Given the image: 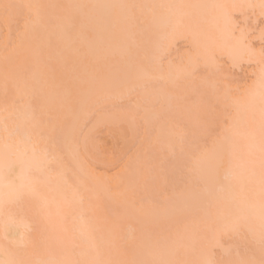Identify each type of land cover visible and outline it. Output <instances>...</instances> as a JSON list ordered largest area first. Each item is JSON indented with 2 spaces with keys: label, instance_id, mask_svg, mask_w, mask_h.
<instances>
[{
  "label": "rangeland",
  "instance_id": "374dc122",
  "mask_svg": "<svg viewBox=\"0 0 264 264\" xmlns=\"http://www.w3.org/2000/svg\"><path fill=\"white\" fill-rule=\"evenodd\" d=\"M3 1L0 0V114L2 112H6V113H3V115L7 116L8 118L11 117L14 119H16L18 116L19 117L22 116L21 113L24 114L25 118L31 119L32 122H34V126L36 127L38 125L42 126L41 129H38V128L35 129L36 131L35 135L37 137L38 135L43 137V135L41 134L49 133L50 130H47L48 128L46 126H50L51 127L50 129H52L51 130L52 137L50 138V141L55 144V148H56V143L58 141V138L60 137L61 128L64 126H71V133H70V136H68V144L71 145V147H64L62 151L57 150V152L62 153L61 154L62 155L61 159L63 160L62 162L66 164V167L68 168V171H69V175L67 178V180L69 179L68 186L72 188L73 190L78 191L79 194L81 192L83 194L86 193V196H84L85 198L82 197L83 199L79 200L78 198H76L77 200L73 199L72 201V198H70L71 194H69V198L67 200L72 201L71 203L72 205H73V202L76 200L74 203L75 205L73 206L75 207V209L72 208L75 210V211H72V213H74L73 214L74 218L71 217L72 220L69 218L70 221H72L73 224L77 226L78 224L84 223L82 222V220L85 221V224L86 223L88 224V222L92 223L94 220H96L97 222L98 219L100 218L102 220V227L99 229V231L93 234L94 237L93 236L91 237L93 242L97 243L98 241L97 245H99V243L102 242L99 234L102 233L103 231H106L111 226V223L115 222V225H116V222H117L122 227V229H120L121 231L119 232L118 237H117V233H115L116 234L115 238L116 240L118 238L119 242L117 243L115 241L117 244H114L113 246L111 245L109 246V243H108V248L109 249L111 248V250L108 251V249L106 248L105 250L107 251V253L103 254L104 256L95 257L93 255L91 262L90 260H89L90 263L88 261L86 262H88L89 264H92L93 261L110 262V264H128V263L154 264L155 262V261L153 262V258H154L156 262L164 261L166 262V264H177L178 261L176 262V259L178 257L175 258V256L176 255L179 256V250L183 252V250L180 249V247L182 246L183 248V245H184V247L187 246L186 247L187 249L185 248V251L183 253L186 254L188 258L189 257L199 258L200 261H198L197 258H194V260L198 262H201L203 260H208V261H213V262L223 260L225 264H227V261H229L230 259L241 258V259L251 261L252 264H264V250L261 249L257 241H253L250 237L245 238L244 236L237 235L235 233L229 234V236L226 235L227 237H224L222 236L221 233H219L214 239L209 240V239L203 238L204 236L201 235L202 236L201 238L203 240L202 241L198 240L200 243L193 245V243L196 241L195 238L197 236H200V234L197 232L196 229H194L193 227H190V225H192L195 222L194 220L192 221V218L196 217L195 204L197 200L195 199H193V201L189 200L190 202L184 201L186 204L185 205L182 204L179 207L180 192H182L183 190L186 191V189H189L191 196L195 198L198 195L197 191L200 187H203L204 189L205 188L204 186L208 187L209 185L213 184L216 179L215 177L211 175L203 176L198 172H195L194 174L193 171L195 170L191 168L189 169L191 165L187 163V160L189 158L188 153L194 150V145L192 143L193 140L196 139L197 137L206 135L207 129L209 127H215V120L212 115L213 105L218 102L216 98V91L214 88L215 82L217 80L222 79L221 83L219 84V88L224 92H228L229 90L234 92L238 86L240 88L251 87L254 83V79H255L254 72H256L257 70L256 65L259 60V50L262 46H264V44H262L260 40V36H261L260 29L264 27V19L260 17V13L258 14V12L260 11L258 7L255 8L259 10L257 12L255 9L247 7V5H258L257 1L260 3V0H246L247 3L246 1L243 2L241 0L240 1L230 0L232 2H228L229 4L242 5L243 7H236L234 8L235 10L231 8V11L233 10L232 13L230 12V8H228L227 10L224 9L226 10L227 13L230 12V14H228L229 16H226L224 14L226 18L222 16L223 14L221 13H224V11L220 7L219 8L223 12L219 13L217 12V10H215V12L219 14V17L218 15L211 13L214 9H216L213 6L215 4H218L216 2L217 0L216 1L215 0H204V1L196 0L198 4L201 3L200 5L208 6L202 10L205 20L209 22L207 23V25L204 26L205 34L201 37L198 48H194V47H191L188 43V41L190 40V37H189V40L186 41L184 40L186 38V36L184 35L185 38L182 40V38L180 37L185 33L184 32L178 33L176 41L170 42L169 47H170L171 53H170V56L168 57V60L174 62L176 65H180L182 61L186 63L189 56H192L195 58L197 57V54H198L199 55L198 62L195 63L193 67H191L183 76H181L177 80H174V82L172 81L171 83L170 82L166 83L167 81L166 79H161L159 77V73H155L151 81L147 82V87L142 86L145 83V81L143 80L142 72L139 71V69L143 66L140 63V61L144 58L146 49L148 50L149 54H151V52L154 50L155 43L158 40V29L151 23L152 18H153L151 9H154V8H151L150 10H148L147 7L150 5L149 0H140L141 5H140V2L136 3L140 5V7L136 5V8L139 12L137 13L136 10L134 11L132 9L134 12H136V17L138 18L136 22L139 23L138 25L139 33L136 37H139L141 39L139 40L138 38V41L140 42L138 41L135 42V39L133 40L134 41L133 47L136 50V52L133 55L131 54L132 57L129 55L131 57V61L127 64V67L123 66L122 63L118 61L121 53L117 51V48H114V50L112 51V53L114 52V55H116L112 59L113 62L112 60L109 61L105 59L104 57L100 56L101 58L100 60H98V63H97L98 67L96 66L97 68L94 70V73H92V75L90 74L91 76L89 80L86 81L87 87H85L86 84H84V87L86 88V90L81 91V92L82 93L86 92L89 88L96 86L100 81H104L108 84V87H106V89L102 93L100 97V102L102 101V99L103 100L107 99V101L105 100L102 101L101 104L97 105L96 108L93 109L94 119L88 125V127L83 128V129L80 128V120L77 114L79 113L80 116H83L85 112L89 111V108L87 106H84L78 103V101L76 102L78 105H76L73 108V102L75 98L74 93H76L75 87H77L76 86V82H77L76 73L78 71V67L77 68L75 67L76 69L73 67H72L73 68L72 70L70 69L71 62L68 61L67 51L61 50L62 46H59L56 40H55L56 41L55 43L57 45H53L55 43L53 42V44H51L52 42L49 41V44L51 46L50 47L51 52H54L52 56H48V53L51 54L49 49H48L47 55L45 54L46 49H44L43 55H40L39 54L40 52L34 53L33 52L34 47L33 49L30 48V50L27 51L25 49L24 44H26L27 42H34V41L36 42L35 44L37 45L39 49L37 51H40L42 45L44 46V42H45L44 40H46V37L41 35L42 37H33L32 39H30V41H28V38L22 35L25 29L23 27V24L21 23L20 27L18 28L14 22H12L9 18H6L3 7H2V5L5 3H17V4H26V3L23 1L21 2L20 0H3ZM43 1L45 2V0ZM74 1L73 0H67V1L66 0L65 1L56 0L58 4L60 5L62 4L63 6L73 4ZM157 1L161 5L160 9L161 8L163 9V13H161L162 15H160L162 16V20L166 19L169 13L175 12V11L170 12L169 10L170 8L168 6L170 3H173L177 0H157ZM213 1L216 3L214 4ZM115 2H117V0ZM131 2L133 4V1ZM218 2H221V1L218 0ZM42 3L43 2H41L40 4ZM52 3H55V2H52ZM113 4H114V0H113ZM224 4H226V1L224 2ZM224 4H221V5H224ZM102 5H103V8L107 7L108 6L107 1L102 0ZM130 5L131 4H129V6ZM173 5H178V3L176 2V4H173ZM99 6H101V4L100 5L98 4V7ZM118 8L116 5L111 6V8H109V12L108 10L105 11V9L104 10L102 9L103 10L102 11L100 8H98L97 10L95 8L94 11L96 12L94 14V18L92 22H96L98 19H104L105 14L103 15V12L105 11L107 16L109 14V17H108L109 19L107 21L110 20V22L112 23L111 28L113 27L116 28L117 26L115 27L116 24L114 25V20L110 18L112 17L117 18L118 13L120 17V12L118 11ZM48 9L49 10H46L45 12H43L44 14L42 13L43 15H45V18L49 17L50 13L52 12L51 8L48 7ZM155 9H156V6H155ZM26 11H25V14H26ZM91 11L93 13V10ZM88 12H87V9L85 8L83 9L82 11L83 14L79 15L80 16L79 18L81 19L77 17L80 21H78L77 24H75L76 27L78 28L83 27L86 30L85 26L83 25L91 21L90 20L91 17L89 16ZM130 12L132 13L131 10ZM57 13L63 16V14H65L66 12H62V10L59 8V10H57ZM154 15L156 16V13ZM208 15L209 17H207ZM213 15H215V17ZM127 16L130 18L132 17L130 15H127ZM128 17L127 18L124 17L127 20V22L129 20ZM227 17L229 18L227 19ZM213 18L217 19L216 21L218 25L215 24L216 21ZM125 19H123L124 22H125ZM229 19H230V22L232 23V24L230 23L232 29H229L231 27H230V24L227 23V20ZM130 22L131 21H129V23ZM132 24H130V26ZM130 26H128L129 27L128 30L132 29V27L133 28L135 27L133 25L130 28ZM98 28L99 27H97V29ZM111 28L109 29L111 30ZM225 28L229 29L227 30L228 33L233 34L232 35L233 39H238L241 36L245 38L243 46L237 48L236 51L234 50L233 53H231L226 48V51L228 50L231 56L236 55V53L238 52L237 55L234 56V59H233V56L231 57L229 55L233 60L228 56V54L227 56L229 57V59L226 56H224L226 52L223 53L224 55H221L217 52L212 53L210 47H214L217 44L216 45L212 44V41L211 43L208 42L209 39L214 40L213 37H216V39L218 38L217 40H220V41L219 42L215 41V42L219 44L218 46L220 49V47H222L223 45V41H222V38L220 37V34L225 33L226 31ZM84 29L81 28V31L82 30L84 31ZM128 30L127 32L129 33ZM132 31L133 29L131 30V32ZM105 32H108V31H105ZM122 32L124 33L123 30ZM133 33L136 34L135 32ZM143 33H145V36L146 34L149 33V36H147L146 38L144 37L143 39V37L140 36ZM105 34L107 35V33ZM125 36H127V34ZM22 37H23V40H21ZM77 37L78 35L76 33V38ZM129 37H127V39H130ZM58 39H61V38H59L58 36ZM87 39L89 38L87 37ZM98 39L100 42L102 41L100 37ZM132 39H130V41H132ZM50 40H54V37L50 38ZM118 40L120 41V39ZM111 41L112 43L113 42L115 43L114 40H111ZM137 43H139L140 45H138ZM79 44H81L80 40H79ZM23 45H24L23 48L26 51H23V48H22ZM249 45L251 46V50L248 49ZM98 46L100 47V50H102L103 52L105 51V49L103 48L101 44ZM116 47L119 48V45H117ZM125 47L124 48L126 49V52H127L128 50L127 47L129 48V46L127 45ZM85 48L87 47L85 46ZM124 48L123 50H121L122 53H125ZM58 50H61V52L62 51L64 52L62 53V55L64 54L66 58L65 60L68 62H64V61H63L64 63L61 62L60 56H59L60 52H58ZM83 50H84V47H83ZM242 50H245V51L242 52ZM70 53L71 54L69 55V59L71 58L70 56L72 55V52ZM129 53H133V52H129ZM137 53H139L140 58L133 60L132 58L135 57ZM212 54L215 55L217 59L216 65L214 64L210 65L208 63V57L211 56ZM44 55H46V57ZM89 57L87 58L89 59ZM121 57H123V55ZM128 57H125V61H129L127 59ZM79 62L80 61L77 62V65ZM167 63L168 61L165 62V66H167ZM123 64L126 65L125 63ZM54 68L57 70V73L52 72ZM88 69L89 68H87V70ZM32 71L37 72V74L33 73ZM70 71H72L71 72V75H72L71 83L67 81H65V83L66 85H71L73 90L72 91L68 90V92L67 91L63 92V89L61 90L60 88H58V86L54 87V85H56V81L60 80V82L62 81L61 83L64 82V79H66V73H68V79H69ZM99 71H102V74H99ZM129 71L132 72V78L125 79V74ZM31 72H32L31 75H35L32 78L30 77ZM44 80H47V82ZM43 82L48 83L49 85L51 84L52 89L54 90L56 89V90L51 93L49 91L50 90L49 86L43 85L42 84ZM29 84H32V87H34V90H32L33 88L32 89L28 88ZM60 85L62 86V84ZM109 91H112V93H110V96H108ZM41 93L48 95L47 97L48 100L47 98L42 99L41 97H44V96L42 95L40 97ZM82 93L78 95L80 100H81ZM105 96L108 98H104ZM6 97H7V109H8L7 111H5ZM45 100H47L46 104L44 103ZM258 100H259V97H257L256 101L253 102L254 107L256 109L259 108V104H260V101ZM27 103L28 104L31 103L30 111H33V112H29ZM43 103L45 104V108L48 105H50L52 108L48 106L50 108L49 111H47V109L45 112L41 111L42 113L40 114L41 115L43 114L42 115L43 117L38 119L39 116L37 114H39L38 111L40 107L44 106L42 105ZM221 103H223V101H221ZM60 110L61 112H58ZM58 114H60V116H58ZM19 117L16 119V121L23 122L24 119L19 118ZM71 118L74 121H76L75 124L74 125L65 124V123H70ZM66 119H69V120L66 121ZM57 121L59 122L58 124H56ZM32 122L31 124L29 123L28 125L29 130L31 128L33 129ZM54 123L56 124V126L53 125ZM62 123H63V126H61ZM161 126H163L166 130L167 139L165 138L164 141L158 139L156 133H152L151 135H149L148 133V130L152 129L153 127L159 128ZM44 128H47V129H44ZM175 129H177V131H175V133L172 132ZM170 134H171V137L173 135L172 138L174 139L168 138ZM174 134H177L176 138L174 137ZM48 135L50 136V133ZM42 139L43 140L41 144L43 145V142L45 140L44 138ZM162 147L169 148L170 151L167 149L168 152H166V154L164 153V156L163 157L160 156L159 158V155H157V153L160 151ZM164 148L161 149L160 153L162 152ZM256 156L258 157V155ZM154 158H156V160ZM7 159L9 161V158ZM10 159H12V157H10ZM117 161H120L119 166H114ZM2 162L4 163V160ZM173 168H175V175L178 178H182V182H179L177 184H172L170 182L169 177L173 171ZM141 169H144L145 175L138 179L136 177ZM188 169L189 171L193 170L190 173L194 175V178L190 181V183H187L189 180L186 181L187 180L186 177L188 176L187 175ZM257 169L258 171L256 172L258 173V176H259L258 164L256 166V170ZM184 172H186L187 176L185 175ZM26 184L24 185L25 188H27ZM46 189H47V186L45 187L44 190ZM203 189L202 191L200 190L202 193L204 192ZM48 191H49V188H48ZM51 192L52 191H49L48 194L49 195L52 194ZM129 194L132 195V196L130 195L131 196L130 198H132L131 200L132 202H130V204L125 201L126 195H129ZM224 196H226V194ZM57 197L59 199V202H61V200H64V198L58 193H57ZM127 197L129 198V196ZM123 199H124V204L122 203ZM221 199H223V197H221ZM25 201L29 206L28 208H30L29 216L32 215V217H30L28 219L29 221L27 220L28 222L26 223H25L26 220H23L24 218L22 219L23 221L21 219H17L16 221L15 220L14 221L16 223L17 221L21 220L22 223L20 221H19L20 223L19 222L17 223L22 224V225L26 224L28 226L27 231H25L24 233L25 238L23 237V239L26 241V244L21 243L22 240L20 236H16L17 229L14 223L8 222V224L6 225L4 224L3 226L2 225L0 226L1 232L3 231L4 233V238H6L8 241H11L14 245H16L14 248H17V247L19 248V251H20L19 255L22 253L24 255L25 253L24 249H27L26 245L31 244V243L29 244L27 243L29 242V239L26 237L28 235H25V234L28 233L29 236L32 237L31 239L32 241L31 240L30 241L33 242L35 245H41L40 247H42V243H43L42 241L44 240L42 229L43 230L45 229L43 226V222L42 223L40 222L41 220L43 221V219H40V216L38 215L39 213L42 214L41 212L42 207L40 206L38 207L37 205L36 208L37 209L40 208L37 210L39 211V213L36 211L38 213L37 214L35 213V211H33V207L32 208L30 207V204L32 203H30V201H28L27 199H25ZM38 203H40V201H38ZM125 203H128V204H125ZM8 207H6L4 210H7ZM155 207L161 208L162 217L160 215L161 218H158L159 220L162 219L161 221L159 220L157 221L156 219L148 220V215H145L146 213L143 214L145 211L142 213V210H145L148 208V210L151 209V211H153L152 214L154 215L153 217H155L157 214V209ZM23 208L25 209L24 206ZM68 208L66 207L64 209L66 210ZM84 208H86V210ZM9 209L10 208H8V210ZM64 209L62 208L63 211H65ZM82 209H84V211ZM163 209H165L164 214L166 217L163 214ZM173 210L176 212L178 211V213L177 214L175 212L173 213L172 212ZM151 211H150V215H151ZM56 212L57 211L55 210V213ZM171 212L173 214H176V216L174 215L175 218L171 217L170 219L167 220L166 218H168L169 213L172 214ZM8 213H10V210ZM17 213L22 214L21 210H20V213L19 212ZM62 213L60 214L62 215ZM72 213L70 214V216H72ZM147 213L149 214L148 211ZM13 214L15 215L16 213H12V215ZM56 214L55 216L53 215L51 217L52 219L50 217H49L50 220L48 218H47L48 220L46 219L47 220L46 224L47 222L50 221V223L47 225H51L52 223L56 221V219L58 218L57 217L58 215L56 216ZM46 217H48V215H45V212H43V214L41 215V218H44L45 220ZM172 219H175L177 222L179 221L178 226L181 225L180 226L181 229L179 231H176V229L173 228L174 225L171 224L172 221H169ZM186 219H188L189 222ZM166 220L169 221L168 223L171 222L170 223L171 226L170 224L168 225ZM186 221L188 223H186ZM176 223L175 225L177 226ZM55 224L54 226L52 224L51 228L49 229L50 230L52 228L56 229L57 227ZM182 224H183V227H182ZM47 225L46 227H48ZM72 225L70 226L72 227ZM68 226L66 225V229ZM79 226L81 225H78V227ZM132 226H134L133 229L134 228L137 229L138 235H139V232H141V236H139V238L140 237L141 238L140 239L136 238L138 242L140 240L139 245H141L140 247L141 252L136 253L135 255L133 254L134 250L132 248L134 247L137 241H134L133 238L130 239L131 233L129 234V231H131L130 228L132 229ZM170 227L173 228L174 230H172ZM49 229L45 232L46 233L49 232L50 236L52 233L55 239L53 237H50V238H53L54 241L55 240L58 241L56 239V236H58L57 234L59 232V229L57 228L58 232H56L55 229L52 230L53 232L52 231L50 232ZM73 229L75 230L74 226H73ZM54 231H55V234L57 233L55 236H54ZM65 232L68 233L69 231L67 230ZM73 232L74 231L72 230V235L74 234ZM133 232L135 233L134 230ZM66 233H64V236H61V238L65 237ZM84 233L86 237L87 233L89 235L90 232L86 233V231H84ZM68 234H66L67 239L70 237ZM70 234H71V229H70ZM59 235H63V234L59 233ZM74 236H73V239L72 237L68 239L69 241L72 239L70 243L74 241V238H76ZM109 236L110 235H108V238L110 239V237L112 238L113 235L110 237ZM1 237H0V242H1L0 244H2ZM99 237H100V240H98ZM45 238L48 239V236ZM104 238H107V237H104ZM80 239L83 240V237H81ZM85 239L86 238H84V241H86ZM113 239L114 238H112V240ZM215 239L218 240V245L212 244V242ZM53 240L51 239L50 242H52ZM105 240L107 241V239ZM105 240L103 239V242ZM174 240H176L175 241L176 246L174 245V248L171 249L172 251L169 253L167 249L173 246ZM106 241L104 243L103 242L101 243L102 248L100 247V250H101L100 252H104V250L102 249H103V244L105 245ZM45 242L44 243L48 245V247L50 246L49 248H51L52 244H55L54 242L50 243L51 245L47 244L48 240L46 239H45ZM59 242H57V244L53 246H56L57 249L59 248L63 249L64 247L62 245H61L62 247H59V244H60ZM64 242L65 241H63V244L66 247L67 243H64ZM78 242L80 243L81 241H78ZM70 243H68L69 247L70 245H73L72 244L73 242L71 244ZM74 243H75L74 246L75 245L78 246V244H76L77 243L76 241ZM81 243L84 244L83 241ZM81 243L79 245H82ZM71 247L69 249L71 250V252L70 251L69 252L72 253L70 254L72 255V257L68 254L69 252H67L68 247L64 248L66 249V251L61 250L63 252H67V253H64L65 255L59 250L63 254L62 256L65 257L68 254L70 258L72 259L74 256L72 249H74V247H72V249ZM52 248L49 251L50 254L52 253L51 251ZM79 248L78 249L75 248L77 249L75 250V253L77 251L79 255L84 257L83 254L85 253L81 251V246ZM83 248H84L83 250H85V247ZM43 249L47 251L49 250L46 248H43ZM14 250H18V249H14ZM14 250L11 249L12 252ZM45 250L44 252L43 250H41L42 252L40 251L41 254L43 253L44 257L46 256L44 259L42 258V260H47L46 258L49 254V252H46ZM35 251L36 250L34 249L33 251L31 250V252L28 251V254L30 255L31 253H35L34 254L35 256L33 254L31 255L32 258L37 257L39 259L40 253L39 255L36 256V253L39 251L37 252ZM56 251H57L56 255H59L60 252L58 250ZM45 252L47 255H45ZM123 252H126V253L121 255V253ZM95 253L96 251L94 252V254ZM145 253H148L147 259L145 258L146 256ZM16 254L17 255L15 256V258L17 259L28 258L26 259L27 261L29 260V257L31 258V256L28 257V255L27 257L26 255L24 256L22 255L19 258L18 251ZM56 255L54 253V258L57 259V257H60L61 254L59 256H56ZM51 256H53V254ZM67 257L66 259L70 260V258L69 257L67 258ZM37 258H35V260ZM76 258L77 257L74 256L72 261L74 259L76 261ZM64 259L65 258L62 257V260ZM29 261H33V260L30 259ZM77 261H78V258H77ZM186 261H184V263ZM190 262L192 264L193 261H190ZM178 264L180 263L178 262Z\"/></svg>",
  "mask_w": 264,
  "mask_h": 264
},
{
  "label": "snow or ice",
  "instance_id": "6c2138e0",
  "mask_svg": "<svg viewBox=\"0 0 264 264\" xmlns=\"http://www.w3.org/2000/svg\"><path fill=\"white\" fill-rule=\"evenodd\" d=\"M6 18H9L19 28L21 23L25 29L29 27H42L46 31L59 34L61 37L71 40L68 34V27L62 15L49 16L45 18L42 9L45 7L57 8H82L84 5L51 6L41 4H17L5 3L2 5ZM135 7V6H130ZM176 11L166 19L160 20L153 15L151 21L158 29V40L154 50L149 54L145 50L144 58L140 61L143 65L139 71L143 74L147 87V82L151 81L155 73H159L161 79L174 81L183 76L195 63L197 57L189 56L187 62L176 65L169 61L170 42L176 41L177 34L181 32L191 33L188 43L198 48L201 37L205 34L204 26L209 23L205 20L202 10L208 6L200 4H178L170 5ZM213 7L228 8L243 7L242 5L227 4L214 5ZM249 8H259L260 17L264 19V0H260L258 5H247ZM27 10V14H25ZM260 40L264 44V27L260 29ZM222 47L227 48L231 53L243 46L245 38L243 36L233 39L231 34L222 33ZM187 40V38H186ZM179 42V41H177ZM249 50L251 46L249 45ZM139 53L133 60L139 59ZM168 61L167 66L165 62ZM210 65L217 64L215 55L208 57ZM255 81L251 87L240 88L235 91L224 92L219 88L221 80L214 84L217 103L213 105L212 115L215 120V127H209L207 134L193 140L194 150L188 153L187 163L191 168L198 171L203 176L215 177V182L209 185L199 196L195 204L196 219L190 225L203 235L206 239H214L221 232H232L237 235L251 238L257 241L264 250V46L259 50V60L256 65ZM132 72L125 74V79H131ZM108 84L100 81L96 86L89 88L81 95L80 104L87 106L89 111L83 116L77 114L80 120V128H86L94 119V111L100 104V97ZM259 97V108L254 107L255 99ZM223 101V103H221ZM7 97L6 107L7 111ZM67 132H71V126L61 128L60 137L56 143V149L62 151L64 147H71L68 144ZM149 135L157 134V138H166V130L163 126L153 127L148 130ZM258 149V157L256 150ZM25 155L27 152L25 151ZM31 161L34 169H28V178L31 181V190L34 195H40V185L46 184L53 191L60 194L65 200L71 194L72 199L79 196V192L70 188L62 173L56 166V158L49 156L45 151H37L35 145L31 148ZM117 161L114 166H119ZM259 167V177L256 183L255 199L249 200L241 194L247 191L248 185L253 182L256 176V166ZM13 165L7 157L0 166V182H5L7 186H14V182L8 179ZM223 170V175L221 172ZM34 173H38L34 174ZM222 177V179H220ZM172 184L182 182V178L175 175V168L169 177ZM224 181H229L225 184ZM229 192L230 199L227 203H222L219 193ZM82 226L80 234H84ZM0 251L5 255V259H0V264H69L67 261L60 260H37L25 261L17 259L16 253L9 248L2 247ZM238 256V254H237ZM79 264V262H75ZM92 264H110V262L93 261ZM154 264H166L164 261L154 262ZM200 264H225L221 261L203 260ZM227 264H252L251 261L235 258L227 261Z\"/></svg>",
  "mask_w": 264,
  "mask_h": 264
},
{
  "label": "bare ground",
  "instance_id": "6f19581e",
  "mask_svg": "<svg viewBox=\"0 0 264 264\" xmlns=\"http://www.w3.org/2000/svg\"><path fill=\"white\" fill-rule=\"evenodd\" d=\"M3 1V0H2ZM21 2L23 1V2H25L26 4H40L41 2H43L41 5H46V6H48V5H51V6H63L62 4L60 5V4H58L57 2H56V0L54 1V0H45V2L43 1V0H20ZM50 3H49V2ZM57 1H59V0H57ZM65 1V0H64ZM67 1V0H66ZM74 1V0H73ZM75 1H77V2H75ZM74 1V3L72 4V5H84L85 7H82V8H72L73 10H71V9H69V11H68V9L67 8H60L61 10H62V12H66L65 14H63V17H64V21H65V24H67V25H69V26H67L68 27V34L72 37V39L71 40H68V39H65V38H63V37H61L59 34H55V33H52V32H50V31H46L44 28H42V27H30V28H27V29H24V33H22V35H24V37L26 36L27 38H28V41H30V39H32L33 37H42V36H44V37H46V40H44L45 42H44V46L42 45V47H41V49H40V51H37V50H39L38 49V47H37V45L35 44L36 42L34 41V42H27L26 44H24L25 45V49L28 51V50H30V48H32L33 49V47H34V49H33V52L34 53H38V52H40L39 54L40 55H43V53H44V49H46V51H45V54L47 55V53H48V49L50 50V52H51V49H50V44H49V41H51L50 43L51 44H53V42L55 43L56 41H57V44H59V46H62V49L61 50H65V51H67V58H68V61H70L71 62V64H70V69L72 70L73 68H77L78 67V71H77V82L79 83H77L76 82V86L77 87H75V92L76 93H74V95H75V98H74V102H73V108L76 106V105H78L76 102L78 101V103H79V101H80V99H79V97H78V95H80V93H82L81 91H84V90H86V88L85 87H87V82L86 81H88L89 80V78H90V76L92 75V73H94V70L98 67V60H100V58L101 57H104L105 59H107V60H109V61H111L116 55H114V52L112 53V51L114 50V48H117V51L119 52V53H121V55L119 56V59H118V61L120 62V63H122V65L123 66H125V67H127V64L131 61V54L133 55V54H135V52H136V50L134 49V47H133V45H134V39H135V42H137L138 41V38L139 37H136L137 35H138V33H139V23H137L136 22V20L138 19L137 17H136V12L138 13L139 11L137 10V8H136V5L137 6H139L140 7V5H141V2H140V0H126V1H124V0H117V2H115L116 0H114V4H113V0L112 1H110V0H106L107 1V3H108V6L107 7H104L103 8V5H102V0H75ZM130 1V2H129ZM131 1H133V4H132V2ZM157 0H151V2H150V0H149V3H150V8H149V6L147 7L148 8V10H150L151 8H154L155 9V6H156V9L154 10V9H151V11H152V15H154L155 13H156V17H158L159 19H161L162 20V16H160V15H162L161 13H163V9L161 8L160 9V7H161V5H160V3H158V1L156 2ZM179 1V2H178ZM187 1V2H186ZM204 1V0H203ZM216 1V0H215ZM219 1H221V2H218V0L216 1L219 5H221V4H224V2L226 1V4H224V5H227V4H229L228 2H232V1H230V0H219ZM236 1H238V0H236ZM240 1V0H239ZM241 1H246V0H241ZM47 2H48V4H47ZM52 2H55V3H52ZM96 2V3H95ZM99 2V3H98ZM121 2H123V3H121ZM129 2V3H128ZM140 2V5H138V4H136V3H139ZM176 2L178 3V4H198V2L196 1V0H193V1H191V0H177V1H175V2H173V3H170L169 4V6L170 5H173V4H176ZM195 2V3H194ZM214 2V1H213ZM216 2H214V4L216 3ZM223 2V3H222ZM3 3H4V1H3ZM57 3V4H56ZM94 3H95V5H94ZM100 5L101 4V6H99L98 7V4ZM127 3V4H126ZM153 3H155V4H153ZM246 3H247V1H246ZM90 6H89V5ZM123 4H124V6H123ZM129 4H131L130 6H135L134 8L133 7H130L129 6ZM152 4V5H151ZM199 4H201V3H199ZM218 4H215V5H218ZM257 4H259V2L257 1ZM94 5V6H93ZM96 5H97V7H96ZM114 5H116L117 6V8H118V11L120 12V17H119V13H118V16H117V18L116 17H112V18H110V19H113L114 20V25H115V27L116 28H111L112 27V23L110 22V20L109 21H107L109 18V14H108V16L106 15V13H105V11H107L108 10V12H109V8H111V6H114ZM158 5V6H157ZM66 6V5H65ZM89 6V7H88ZM129 6V7H128ZM102 7V8H101ZM49 8H51V10H52V12L50 13V15L49 16H55V15H57L58 13H57V10H59V8H57V7H49ZM54 8V9H53ZM87 9V12H88V10H89V16L91 17L90 18V22H87V23H85L83 26H85V28H86V30L83 28V27H81L82 29H84V31L82 30L81 31V28H78V27H76L75 26V24H77V22L78 21H80L79 19H81V18H79L80 16L79 15H81V14H83L82 13V11H83V9ZM95 8H96V10L98 9V8H100L101 10L103 9H105V11L103 12V15H104V19H98L97 21H98V23H97V21L96 22H92V20H93V18H94V14H95V12L96 11H94L95 10ZM108 8V9H107ZM131 8V9H130ZM158 8V9H157ZM216 9H214L211 13H214V14H216V15H218V17H219V14L218 13H216L215 12V10H217V12H219V13H221V12H223L224 11V13H221V14H223L222 16L223 17H225L226 18V16H229L228 14H230V12L232 13L233 12V10H235L234 8H232L233 10L231 11V8H230V12L229 13H227L226 12V10H224L225 8H222V7H220L221 9H223V11H221V9L219 8V7H215ZM217 8H219V9H217ZM123 9V10H122ZM135 11L136 10V12H134L133 10ZM172 8H170L169 10H170V12L171 11H176V9H172ZM46 10H49L48 9V7H45L44 9H42V13L43 12H45ZM91 10H93V13H92V11ZM102 10V11H103ZM126 10H128V11H126ZM130 10L132 11V13L130 12ZM220 10V11H219ZM257 12L260 10H257V9H255ZM26 11V10H25ZM56 11V12H55ZM72 11V12H71ZM123 11V12H122ZM127 12V13H126ZM155 12V13H154ZM227 14H226V13ZM53 13V14H52ZM123 13V14H122ZM130 13V14H129ZM160 13V14H159ZM172 13H174V12H171V13H169L168 14V16L169 15H171ZM260 13V11L258 12V14ZM26 14H27V11H26ZM44 14V13H43ZM133 14V15H132ZM224 14L226 15V16H224ZM71 15V16H70ZM126 15V16H125ZM127 15H130V16H132L131 18L130 17H128ZM45 16V15H44ZM69 16V17H68ZM106 16V17H105ZM128 17V22H127V20L124 18V17ZM214 17H215V15H213ZM79 19H78V18ZM153 17V16H152ZM207 17H209V15L207 16ZM211 17V16H210ZM132 18H133V20H132ZM229 17H227V19H228ZM66 19V20H65ZM123 19H125V22H124V20ZM131 19V20H130ZM153 19V18H152ZM215 21L217 20V19H215V18H213ZM100 20V21H99ZM113 20H111V21H113ZM117 21V22H116ZM129 21H131L130 23H129ZM134 23H133V22ZM140 21H141V19H140ZM106 22V23H105ZM116 22V23H115ZM95 23V24H94ZM105 23V24H104ZM127 23V24H126ZM133 23V24H132ZM135 23H137V24H135ZM227 23L228 24H230L231 22H230V19L229 20H227ZM129 24V25H128ZM130 24H132L131 26H135L134 28L132 27V29H133V31L131 32V30L132 29H129L128 30V26H130ZM215 24H217V21H216V23ZM215 24H213V25H215ZM232 24V23H231ZM231 24H230V27H231ZM92 25V26H91ZM94 25V26H93ZM113 25V26H114ZM127 25V26H126ZM136 25H137V27H136ZM207 25V24H206ZM218 25V24H217ZM216 25V26H217ZM124 26V27H123ZM131 26H130V28H131ZM229 26V25H228ZM97 27H99L98 29H97ZM103 28V30H102V28ZM90 28V29H89ZM109 28H111V30L109 29ZM123 28V29H122ZM228 28V27H227ZM92 29V30H91ZM94 29V30H93ZM117 29V30H116ZM229 29H232V27L231 28H229ZM229 29H226L225 28V33H227V34H230V33H228L227 32V30H229ZM25 30H26V32H25ZM30 30V31H29ZM108 31V32H105V31ZM119 30V31H118ZM122 30L124 31V33L122 32ZM125 30H126V32H125ZM127 30L129 31V33L127 32ZM135 30V31H134ZM31 32V33H30ZM88 32V33H87ZM93 32V33H92ZM95 32V33H94ZM97 32V33H96ZM111 32V33H110ZM112 32H114V33H112ZM133 32H135L136 34H134ZM76 33H77V35H78V37L76 38ZM79 33V34H78ZM87 33V34H86ZM105 33H107V35L105 34ZM132 35H131V34ZM185 34H183L180 38H182V40L185 38V36H186V38L188 37V39L187 40H189V37H190V39H191V35H190V33L189 32H187V34H186V32H184ZM26 34V35H25ZM127 34V36H125V35ZM42 35V36H41ZM83 35V36H82ZM91 37H90V36ZM93 35V36H92ZM104 35H106V36H104ZM185 35V36H184ZM188 35V36H187ZM231 35H233L232 33H231ZM58 36H59V38H61V39H58ZM99 38L100 37V39L102 40L101 42L99 41V39L97 38V37ZM116 36V37H115ZM117 36H118V38H117ZM130 36V37H129ZM133 36V37H132ZM141 37H143V39H144V37L146 38L147 36H149V33L148 34H146V36H145V33H143V34H141L140 35ZM184 36V37H183ZM222 36V34H220V37ZM52 37H54V40H50V38H52ZM56 37V38H55ZM87 37L89 38V39H87ZM123 37V38H122ZM127 37H129L130 39H132V41H130V39H127ZM132 37V38H131ZM136 37V38H135ZM81 38H82V40H81ZM95 39V41H94V39ZM117 38V39H116ZM186 38L184 39V40H186ZM25 39V38H24ZM98 39V40H97ZM118 39H120V41L118 40ZM137 39V40H136ZM213 39L214 40H212V39H209V41L208 42H210L211 43V41H212V44H217L216 46H214V47H210L211 48V52L212 53H219V54H221V55H224L223 53H225V55L224 56H226L228 59H229V57L231 56V54H229L230 52L228 51H226V48H222V47H220V49H219V44L218 43H216L215 41H220V40H217L216 39V37H213ZM216 39V40H215ZM21 40H23V37L21 38ZM56 40V41H55ZM78 41V43H77V41ZM79 40L81 41V44H79ZM93 40V41H92ZM108 40H109V42H108ZM111 40H114L115 41V43L113 42L112 43V41ZM139 40H141L140 38H139ZM186 40V41H187ZM84 41V42H83ZM88 43H87V42ZM190 41V40H189ZM61 42V43H60ZM83 42V43H82ZM86 42V43H85ZM100 42V43H99ZM120 42V43H119ZM125 42V43H124ZM127 42H129V43H127ZM138 42H140V41H138ZM213 42H215V43H213ZM33 43V44H32ZM64 43V44H63ZM110 43H112V44H110ZM133 43V44H132ZM28 44V45H27ZM56 43L55 44H53V45H57ZM102 45L103 46V48L105 49V51L103 52L102 50H100V47L98 46V45ZM109 44V45H108ZM121 44V45H120ZM129 46V48L127 47V49L129 50H127V52L129 53V52H133V53H127L126 52V47L125 46H127V45ZM131 46H130V45ZM136 44V43H135ZM138 45H140L139 43H137ZM24 45L22 46V48L24 47ZM80 45H81V47H80ZM84 45V46H83ZM107 45V46H106ZM117 45H119V48H120V50H119V48L118 47H116ZM125 45V46H124ZM190 45V44H189ZM85 46L87 47V48H85ZM108 46H110V47H108ZM191 46V45H190ZM218 46V47H217ZM27 47V48H26ZM83 47H84V50H83ZM106 47V48H105ZM125 47V48H124ZM132 47V48H131ZM192 47V46H191ZM37 48V49H36ZM81 48V49H80ZM99 48V49H98ZM122 48V49H121ZM123 48L125 49V53H122L121 52V50H123ZM24 48H23V51H26ZM43 49V50H42ZM112 49V50H111ZM61 50H58V52H60L59 53V56H60V60H61V62L62 63H64V62H68V61H66L65 59V56H64V54L62 55V53H64L63 51L61 52ZM81 50H83V51H81ZM131 50V51H130ZM135 50V51H134ZM98 51V52H97ZM111 51V52H110ZM235 51H236V49H235ZM245 50H242V52H244ZM70 52H72V55H73V57H72V55L70 56L71 58L69 59V55L71 54ZM85 54H84V53ZM54 52H51V54H49L48 53V56H52V54H53ZM104 53H105V55H104ZM108 55H107V54ZM111 53H112V55H111ZM238 53V52H237ZM237 53H236V55H237ZM61 54V55H60ZM83 54V55H82ZM126 54V55H125ZM227 54H228V56H227ZM46 55H44L45 57H46ZM89 55H90V57H89ZM102 55H104V56H102ZM123 55V57H121ZM129 57H128V56ZM236 55H234V56H236ZM101 56V57H100ZM233 56V55H232ZM231 56V57H232ZM234 56H233V59H234ZM87 57H89V59L87 58ZM125 57H128L127 59L129 60V61H125ZM230 57V58H231ZM93 58V59H92ZM120 58H121V60H120ZM123 58V59H122ZM97 59V60H96ZM232 59V58H231ZM231 59H230V61H231ZM232 59V60H233ZM72 60H73V62H72ZM77 60V61H76ZM94 62H93V61ZM64 61V62H63ZM78 61H80L79 63H78V65H77V62ZM91 62H92V64H91ZM112 62H113V60H112ZM88 63V64H87ZM123 63H125L126 65H124ZM90 64V65H89ZM74 65V66H73ZM97 66V67H96ZM73 67V68H72ZM86 67V68H85ZM75 68V69H76ZM87 68H89L88 70H87ZM74 69V70H75ZM83 69V70H82ZM90 70V71H89ZM35 71V70H34ZM34 71H32L33 73H35V74H37V72H34ZM81 71V72H80ZM83 71H85V72H83ZM88 71V72H87ZM32 72L30 73V77L32 78V77H34L35 75H31L32 74ZM52 72L53 73H57V70L54 68L53 70H52ZM71 72L72 71H70L69 72V79H68V73H66V79H64V82L63 83H61L60 82V80L59 81H56V85H54V87L55 86H58V88H60L61 90L63 89V92L65 91H67L68 92V90L69 91H72L73 89H72V86L71 85H66V83H65V81H67V82H70L71 83ZM78 72H79V74H78ZM83 72V73H82ZM255 73V72H254ZM91 74V75H90ZM99 74H102V71H99ZM57 75V74H56ZM83 76V77H82ZM88 78V79H87ZM254 78H255V75H254ZM56 79V78H55ZM44 81H46L47 82V80H44ZM166 81V80H165ZM168 81V80H167ZM166 81V83H171L172 81H168L167 82ZM254 81H255V79H254ZM60 83V84H62V86L60 85V84H58V83ZM174 82V81H173ZM43 85H48L49 86V88H50V92L52 93L53 91H55L54 89H52V85L50 84H48V83H45V82H43L42 83ZM58 84V85H57ZM65 84V85H64ZM84 84H86L85 85V87H84ZM64 85V86H63ZM59 86H61V87H59ZM65 86H66V88H65ZM28 87V86H27ZM53 87V88H54ZM81 87V88H80ZM28 88H30V89H32V90H34V87H32V84H29V87ZM48 88V87H47ZM67 89V90H66ZM50 93V94H51ZM110 93H112V91H109V95L108 96H110ZM44 96V97H41V96ZM46 96V97H45ZM107 96V95H106ZM104 97V98H108V97ZM40 97L43 99V98H47L48 97V95H46V94H43V93H41L40 94ZM47 100H48V98H47ZM47 100H45V104H46V101ZM105 101H107V99H104ZM103 99H102V101H104ZM102 101L100 102V104L102 103ZM255 101H256V99H255ZM259 101V100H258ZM42 104V105H44V106H42V107H40V109H39V114H37L39 117H38V119H40V118H42L43 116V114L41 115L40 113H42V112H45L46 111V109H47V111H49L50 110V108H52L50 105H48V106H46V108H45V104ZM30 105H31V103H27V107H28V110H29V112H33V111H30ZM44 110V111H43ZM42 111V112H41ZM58 112H61V110L60 111H58ZM73 112V111H72ZM3 113H6V112H2L1 114H0V166H2L3 164V160L5 159V157H7V158H9V162L13 165V168H12V171L9 173V176H8V179L9 180H11V181H13L14 182V186H12V187H9V186H7V184L5 183V182H0V226L2 225H6V224H8V222H12V223H14L15 225H16V236H20L21 237V243H25L26 244V241L23 239V237L25 238V236H24V233H25V231H27V228H28V226L26 225V224H19L20 222L22 223V221L23 220H26L25 221V223L26 222H28L29 220V218L30 217H32V215H30L29 216V209L30 208H28L29 206H28V204L26 203V201H25V199H27L28 201H30V203H32V204H30V207L32 208L33 207V211H35V213H39V211H37L38 209H40V208H36L37 207V205H38V207L40 206V207H42L41 208V212H42V214H43V212H45V215H48V217H46L45 218V220H44V218H41V215L42 214H38L39 216H40V219H43V221L41 220L40 222L42 223L43 222V226H44V229L45 230H43L42 229V231H43V236H44V240L42 241L43 243H42V247H40L41 245H35L33 242H31L32 240V237H30L29 236V234L27 233V234H25V235H28V236H26L28 239H29V242H27L28 244L29 243H31V244H29V245H26L27 247V249H24L23 251L25 252V253H27V254H25L24 253V255H26V257H27V255H28V257L29 256H31L32 254L34 255L35 253H31L30 255L28 254V251H30L31 252V250L33 251V249L34 250H36L35 252H37V251H39V252H37L36 253V256L37 255H39V253H40V251L41 250H43V252H44V250L45 249H43V248H46V249H49L48 251L47 250H45L46 252H49L50 251V249L53 247L54 248V250H53V248H52V253L50 254V252H49V254H48V256H47V260H57L58 258V260H62V257L63 258H65L66 259V257L68 256L69 258H70V256L72 257V255H70V254H72V253H70L71 252V250H69L70 249V247L72 246V247H74V249H72V247H71V249H72V251H73V253H74V256H76L77 258H78V261H77V258H76V261L77 262H79V264H83V262H84V264H89L90 262H91V259L93 258V255L95 256V257H101V256H104L103 254H106L107 253V251L105 250L106 248L108 249V251L109 250H111V248L109 249L108 248V243H109V246L111 245V246H113L114 244H117L119 241H118V238H117V240H116V234L115 233H117V237H118V235H119V232L121 231L120 229H122V227L120 226V224H118L117 222H116V225H115V222H113V223H111V226L106 230V231H101L102 233H100L99 234V236L101 237V241L103 242V239L105 240V239H107V241H106V243H105V245L103 244V249L102 250H104V252H100L101 250H100V247L102 248V242H100L99 243V245H97L98 244V241H97V243H95V242H93L92 241V236L94 237V235L93 234H95V232H97V231H99V229L102 227V220L99 218L98 219V221L96 222V220H94L92 223H90V222H88V224L86 223L85 224V221H83L82 220V222H84V223H82V224H78V225H81V226H79L78 227V225L76 226L75 224H73V222L72 221H70V219L72 220V218L71 217H73L74 218V216H73V214L74 213H72V211H75L74 209H75V207H73L75 204V201L77 200H75L74 202H73V205L71 204L72 203V201H73V199H72V201H69V200H61V202H59V199H58V197H57V193L55 192V191H53L52 189H51V187L50 186H48V185H46V184H41L39 187H40V195L39 196H37V195H34L33 194V192H32V190H31V181H30V179L28 178V169L31 167V168H33L34 169V163L31 161V148L33 147V145H35L36 146V148H37V151L39 152V151H47L48 153H49V156H50V158L51 157H55L56 158V166H57V168L62 172V173H64V179L67 181V184H69V179L67 180V178H68V175H69V171H68V168L66 167V164H64L62 161V153H58L57 152V149L55 148V144L54 143H52L51 141H50V138L52 137L51 136V130L52 129H50L51 127L50 126H46L47 128H44V129H47V130H50L49 131V133H50V136L48 135L49 133H47V134H41V135H43V137L42 136H40V135H38V137L35 135L36 134V131H35V129H41L42 128V126H40V125H38L37 127L36 126H34V122H32V120L31 119H28V118H25V116H24V114H22L21 113V115L22 116H18L19 118H22V119H24V121L22 122V121H16V119L18 118H16V119H14V118H11V117H7V116H5V115H3ZM12 114V113H11ZM45 114V113H44ZM46 115V114H45ZM58 116H60V114H58ZM68 116V115H67ZM66 116V117H67ZM157 116V115H156ZM24 117V118H23ZM37 117V116H36ZM71 117V116H70ZM56 120V119H55ZM69 119H66V121H68ZM31 122L33 123V129L31 128L30 130L28 129V125H29V123L31 124ZM75 122L76 121H74L72 118L70 119V123H65V124H68V125H71V124H75ZM56 123V122H55ZM53 124L54 126H56V124H58L59 122L57 121V123L56 124ZM61 126H63V123L61 124ZM35 127V128H34ZM65 127V126H64ZM33 130H34V132H33ZM175 131H177V129H175V130H173L172 132H174L175 133ZM67 133H68V135H67ZM71 133V132H70ZM70 133L69 132H66V135L67 136H70ZM178 133V132H177ZM34 134V135H33ZM171 134H173V133H171ZM171 134L169 135V137L168 138H172L173 137V135H172V137H171ZM176 135L177 134H174V137L176 138ZM41 137V138H40ZM42 138H44V142H43V145L41 144L42 143ZM47 138H49V139H47ZM166 139H167V137H166ZM172 139H174V138H172ZM49 140V141H48ZM165 139H163V141H164ZM169 144V143H168ZM168 146V145H167ZM166 146V147H167ZM165 147V148H166ZM169 147V146H168ZM162 148H164V147H162ZM161 148V149H162ZM165 148L163 149V150H165ZM161 149H160V151H161ZM169 150V148H166V150ZM162 150V152L160 153V151L157 153V155H159V158H160V156L161 157H163L164 156V153L166 154V152H168V150L166 151H163ZM173 150V149H172ZM25 151L27 152V155H25ZM170 151V150H169ZM258 149L256 150V155H258ZM10 157H12V159H10ZM157 158V157H156ZM156 158H154L155 160H156ZM157 161H158V159H157ZM153 162H155V161H153ZM64 165V166H63ZM191 168V166L189 167V169ZM189 169H188V173H187V175H186V172H184L185 173V175L187 176H185L186 178H187V180L186 181H188L187 183H190V181L194 178V175L192 174V173H190V172H192L191 170L189 171ZM192 169V168H191ZM140 171H141V173H140ZM139 171V173L137 174V177L136 178H141V177H143L144 175H145V171H144V169H141ZM223 171V170H222ZM256 171H258V169L256 170ZM195 172H198V171H193V173L195 174ZM199 173V172H198ZM198 173H196V174H198ZM34 174H37L38 175V173H34ZM222 174H223V172L221 173V176H222ZM191 175V176H190ZM258 173L256 172V176H255V178H253V182L252 183H250L249 185H248V188H247V191H245L244 193H242L241 195L242 196H245V197H247L249 200H254L255 199V191H256V183H255V181L256 180H258ZM222 178V177H221ZM220 178V179H221ZM215 182V181H214ZM26 183H28V184H26ZM224 183L225 184H228L229 183V181H224ZM27 185V188H25V186L24 185ZM253 185V186H252ZM47 186V191H48V188H49V191H52L51 193L52 194H48L49 193V191L47 192L46 190H44L45 189V187ZM205 188L203 189V187H200L199 189H198V195L195 197V198H193L192 196H191V194H190V192H189V189H186V191H182V192H180V194H179V207H180V205H185L186 203L185 202H190V201H193V199H195V200H197L198 198H199V195H201L202 194V189L205 191L206 190V186H204ZM254 187V188H253ZM114 189V188H113ZM253 191H252V190ZM255 189V190H254ZM123 190V189H122ZM201 190V191H200ZM188 191V192H187ZM45 192V193H44ZM227 191H225V192H223V193H219L218 195L220 196V200H221V202L222 203H227L228 202V200L230 199V193L229 192H227ZM27 193H28V195H27ZM85 193V192H84ZM226 194V196H224L225 194ZM253 195H252V194ZM31 196H30V195ZM186 194V195H185ZM224 194V195H223ZM246 194V195H245ZM23 195V196H22ZM27 195V196H26ZM79 195H81V196H78L77 198L80 200V199H83L82 197H84V196H86V193L85 194H83L82 192L79 194ZM131 194H129V195H126V197H125V201L126 202H128L129 204H130V202H132L131 200H132V198H130L131 196H130ZM187 195H189V196H187ZM252 195V196H251ZM127 196H129V198L127 197ZM181 196V197H180ZM23 197V198H22ZM221 197H223V199H221ZM224 197H225V199H224ZM22 200H20V199ZM25 198V199H24ZM71 198V197H70ZM85 198V197H84ZM19 199V200H18ZM181 199H182V201H181ZM42 200V201H41ZM129 200V201H128ZM190 200V201H189ZM225 200V201H224ZM17 201V202H16ZM35 201H36V203H35ZM38 201H40V203H38ZM185 201V202H184ZM19 202H20V204H19ZM14 203V204H13ZM122 203L124 204V199H123V201H122ZM128 203H125V204H128ZM16 204H18V205H16ZM12 205V206H11ZM15 205H16V207H15ZM19 205H20V207H19ZM5 206V207H4ZM9 206V207H8ZM23 206L25 207V209L23 208ZM60 206V207H59ZM6 207H8V208H10L9 210H10V213H8L9 212V210H8V208H7V210H4ZM22 207V208H21ZM27 207V208H26ZM68 208V209H64V208ZM141 207H142V205H141ZM178 207V208H179ZM62 208L65 210V211H63L62 210ZM72 208H74V209H72ZM156 208V207H155ZM12 209H14V210H12ZM35 209V210H34ZM85 210H86V208H84ZM84 209H82L83 211H84ZM157 209V214H156V216L155 217H153L154 215L152 214L153 213V211H151V209H149L148 210V208L147 209H145V210H142V213L143 214H145V215H148V220H151V219H156L157 221L159 220L158 218H161L162 217V215H161V208H156ZM20 210H21V212H22V214H18L17 212H19L20 213ZM45 210V211H44ZM55 210L57 211L56 213H55ZM8 211V212H7ZM13 211V212H12ZM25 212V214H24V212ZM27 211V212H26ZM37 211V212H36ZM147 211L149 212V214L147 213ZM150 211H151V215H150ZM164 211H165V209H163V214H164ZM62 213V215L60 214V213ZM173 213L175 212L176 214L178 213V211L176 212V211H172ZM171 212V213H172ZM12 213H16L15 215L13 214L12 215ZM27 213V214H26ZM34 213V214H35ZM72 213V216H70V214ZM139 213H140V211H139ZM170 214L169 213V215H171V216H169L168 215V218H166L167 220L168 219H170L171 217L173 218H175V216H176V214ZM55 214H56V216L58 217H56L57 219H56V224H55V222L54 221H52V222H54V223H52L53 224V226H54V224L56 225V227L59 229V232H58V230H57V228L55 229V231L56 232H58V236H56V239L58 240V241H56V243H55V241L53 240V235H52V233H51V236H50V234H49V232H45V231H47L49 228H51V226H52V224L51 225H47V224H49L50 223V221L49 222H47V224H46V221L49 219L50 220V218L54 215L55 216ZM22 215V216H21ZM151 217H150V216ZM160 215H161V217H160ZM175 215V216H174ZM14 216V217H13ZM164 216H165V214H164ZM163 216V217H164ZM20 217V218H19ZM50 217V218H49ZM166 217V216H165ZM24 218V219H23ZM48 218V219H47ZM53 218H55V217H53ZM70 218V219H69ZM17 219H23L22 221L21 220H19V221H17V222H19V223H15V221L17 220ZM47 219V220H46ZM52 219V218H51ZM83 219H84V217H83ZM195 219H196V217L195 218H192V221L194 220L195 221ZM15 220V221H14ZM28 220V221H27ZM162 219H160L159 221H161ZM166 220V221H167ZM175 219H172V220H169V221H172V223L171 224H173L174 225V227H173V225H172V227L174 228V229H176V231H179L180 229H181V225H179L178 226V222L175 220ZM187 221H188V219H186ZM190 220V219H189ZM169 221H167V223L169 222ZM186 221V223H188ZM45 222V223H44ZM69 222V223H68ZM87 222V221H86ZM177 224V226L175 225V223ZM71 223V224H70ZM100 223V224H99ZM170 223H168V225L170 224ZM184 223V222H183ZM28 224V223H27ZM68 224H69V226H68ZM73 224V225H72ZM171 224H170V226H171ZM185 224V223H184ZM46 225L48 226V227H46ZM66 225L69 227H67V229H66ZM70 225H72V227L70 226ZM101 225V226H100ZM73 226L75 227V230L73 229ZM82 226H85L84 227V231H86V233L87 232H90L89 233V235H88V233H87V235H86V237H85V233L83 234V235H81V234H79L80 233V230L79 229H81L82 228ZM118 228H117V227ZM71 227V228H70ZM79 229H78V228ZM133 227L134 226H132V229L130 228V230L132 231H129V234L131 233V238L130 239H134V241H137L136 243H135V245H134V247H135V249H134V247L132 248L133 250H131V251H133L134 253V255L136 254V253H140L141 252V245H139V242H140V240H139V242H138V240L136 239V238H138V239H140L139 238V236H141V232H139V235H138V231H137V229H133ZM175 227H177V228H175ZM182 227H183V224H182ZM171 228V227H170ZM173 228H171L172 230H174ZM53 228L50 230L49 229V231L51 232L52 230H54ZM70 229H71V234H70ZM77 229V230H76ZM114 229V230H113ZM63 230H65V231H69L68 233H66L65 231H63ZM72 230L74 231L73 233V235H72ZM78 230H79V232H78ZM133 230L135 231V233L133 232ZM55 231H54V236L56 235L55 234ZM63 231V232H62ZM92 231H94V232H92ZM111 231V232H110ZM116 231V232H115ZM136 231H137V233H136ZM0 232H1V230H0ZM53 232V231H52ZM75 232H76V234H75ZM108 232V233H107ZM114 232V233H113ZM45 233V234H44ZM59 233H61V234H63V235H59ZM64 233H66V234H68L70 237L69 238H71L72 237V239H73V236L74 237H76V238H74V241H72L71 243L73 244V245H70L71 243H70V241L72 240H68L67 239V235L65 234V237H62L61 238V236H64ZM111 233V234H110ZM226 232H221V234H222V236H224V237H227V236H229V234H232V232H227L226 234H225ZM101 234H102V236H101ZM135 234V235H134ZM220 234V235H221ZM108 235H110V236H112V238H114L113 240H112V238L110 237V239L108 238ZM115 235V236H114ZM132 235H134V236H132ZM227 235V236H226ZM2 236V237H1ZM48 236V239L47 238H45V237H47ZM129 236H128V238H129ZM0 237H1V240H2V244H0V248H2V247H7V248H9L10 250L12 249V250H14V249H18V250H14L13 252L15 253V251H16V253H17V251H18V255H19V253H20V251H19V248L17 247V248H14L16 245H14L11 241H8L6 238H4V233H3V231L0 233ZM50 237H53V238H50ZM58 237V238H57ZM78 237H83V240H81L80 238H78ZM100 237H99V239L98 240H100ZM103 237V238H102ZM104 237H107V238H104ZM135 237V238H134ZM202 236H201V234H200V236H197L196 238H195V242L193 243V245H195V244H198V243H200L199 241H202L203 239L201 238ZM2 238H4V239H2ZM84 238H86L85 240L86 241H84ZM198 238V239H197ZM203 238H205V237H203ZM45 239L46 240H48V243L47 244H50V243H55V244H57V242H59L60 244H59V247H64V248H67V252H69L68 254L70 255H68L67 254V256H62L64 253H67V252H63V251H61V250H64V251H66V249H61V248H59L58 246V248L59 249H57L56 248V246H53V245H55V244H50L51 245V248H49L48 247V245H46L45 243ZM51 239L53 240L52 242H50L51 241ZM55 239V238H54ZM61 239V240H60ZM136 239V240H135ZM31 240V241H30ZM67 240H68V242H67ZM111 240V241H110ZM199 240V241H198ZM217 239H215L213 242H212V244L213 245H218V240L216 241ZM28 241V240H27ZM63 241H65L64 243H67L66 244V247L64 246V244H63ZM77 242L76 244H78V246L77 245H75L74 246V242ZM78 241H83L84 242V244H86V245H84V244H82L81 242V244L82 245H79L80 243L78 242ZM104 241V242H105ZM117 243H116V242ZM176 240H174V242H175ZM198 241V242H197ZM45 242V243H44ZM61 242H62V244H61ZM103 242V243H104ZM174 242H173V246H171L170 248H168L167 249V251L170 253L172 250L171 249H173L174 248V245L176 246V242H175V244H174ZM1 243V242H0ZM3 243H5V244H3ZM12 245H10V244ZM68 243H70L69 245H70V247L68 246ZM113 243V244H112ZM9 244V245H8ZM48 247H46V246ZM62 245V246H61ZM84 245V246H83ZM25 246V245H24ZM30 246V247H29ZM36 246V247H35ZM81 246V251H83V253H85V254H83L84 255V257H82L81 255H79L78 253H77V251H76V253H75V250H77L79 247ZM85 247V250H83L84 248L83 247ZM11 247V248H10ZM187 247V246H186ZM186 247H184V245H183V248H182V246L180 247V249H182L183 250V252L185 251V248ZM14 248V249H13ZM24 248V247H23ZM37 248V249H36ZM39 248H40V250H39ZM56 248V249H55ZM75 248H77V249H75ZM98 248V249H97ZM98 251H97V250ZM187 249V248H186ZM28 250V251H27ZM56 250H60L59 252H60V257H61V259H60V257H57V259L56 258H54V253H55V255H56V253H57V251ZM79 250H80V248H79ZM78 250V251H79ZM27 251V252H26ZM54 251H56V252H54ZM96 251V255L94 254V252ZM130 251V252H131ZM42 252V251H41ZM46 252H45V255H47L46 254ZM87 252V253H86ZM182 251H180L179 250V256L178 255H176L175 256V258H177L176 259V262L178 261L180 264L182 263H184V261H186L184 264H191V262L190 261H193L192 262V264H200V262H198V261H200L199 260V258H197V257H194V258H197V260L198 261H195L194 260V258H191V257H189L188 258V256L186 255V254H184ZM102 253V254H101ZM126 252H123V253H121V255L122 254H125ZM53 254V256H51ZM131 254V253H130ZM132 254V255H133ZM147 254L148 253H145V258L147 259ZM23 255V253L22 254H20L19 255V258H20V256H22ZM23 255V256H24ZM59 255H56V256H59ZM65 255V254H64ZM35 256V255H34ZM41 256V257H40ZM40 256H39V259L37 258V257H35V258H37L36 260H42V258L44 259L45 257L43 256V253L41 254L40 253ZM50 256V257H49ZM55 256V257H56ZM74 256H73V258H74ZM80 256V257H79ZM149 256H150V254H149ZM67 257V258H68ZM180 257V258H179ZM182 257V258H181ZM6 257H5V255L3 254V252L2 251H0V259H5ZM35 258L33 257L32 258V256H31V258L29 257V260L30 259H32L33 261L35 260ZM72 258V259H73ZM83 258H84V260H83ZM85 258H87V259H85ZM22 260H25L26 261V259H28V258H21ZM65 259L64 260H62V261H65ZM72 259L70 258V260H68V259H66V261L67 262H69V264H75V259L72 261ZM79 259H81V260H79ZM180 259V260H179ZM29 260H27V261H29ZM35 260V261H36ZM89 260H90V262H89ZM94 260V259H93ZM145 260V259H144ZM81 261V262H80ZM86 261H88V262H86ZM156 262V260L153 258V262ZM178 262H177V264H178ZM195 262V263H194ZM128 264H132V263H128Z\"/></svg>",
  "mask_w": 264,
  "mask_h": 264
}]
</instances>
